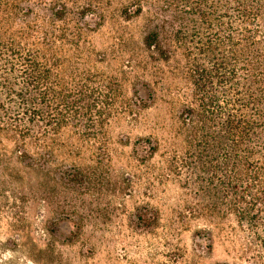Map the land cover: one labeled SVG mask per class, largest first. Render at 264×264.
Here are the masks:
<instances>
[{
    "label": "rangeland",
    "instance_id": "rangeland-1",
    "mask_svg": "<svg viewBox=\"0 0 264 264\" xmlns=\"http://www.w3.org/2000/svg\"><path fill=\"white\" fill-rule=\"evenodd\" d=\"M160 1L0 0L18 5L13 29L31 25L34 43L52 28L64 39L43 90L83 87L91 107L56 112L46 94L53 109L23 159L26 117L17 123L5 88L24 75L0 68V264H264L193 142L195 45L168 44L163 59L144 44L148 26L162 25ZM60 5L63 20L52 16Z\"/></svg>",
    "mask_w": 264,
    "mask_h": 264
},
{
    "label": "trees",
    "instance_id": "trees-1",
    "mask_svg": "<svg viewBox=\"0 0 264 264\" xmlns=\"http://www.w3.org/2000/svg\"><path fill=\"white\" fill-rule=\"evenodd\" d=\"M160 2L162 25L148 26L144 44L163 59L168 58V44L195 45V56L189 55L195 99L185 111L194 145L204 157L207 173L219 181L224 206L264 249V0ZM18 11V5L0 3V68L11 72L18 68L24 75L21 84L17 81L1 87L18 100L14 107L17 123L26 117L27 126L18 125L16 131L22 138L18 148L25 159L27 138L39 124H45L47 109H53L47 106L46 94L52 97L56 112L66 108L64 112L75 117L91 107L83 87L64 96L57 92L59 81L55 80L52 89L46 88L48 93L43 90L45 84H51L53 69L61 67L56 54L64 39L56 38L52 28L34 43L31 25L13 29ZM63 14L61 5L52 9L54 19L63 20ZM196 17L204 25V33L196 28ZM189 23L194 25L192 35L187 32Z\"/></svg>",
    "mask_w": 264,
    "mask_h": 264
}]
</instances>
